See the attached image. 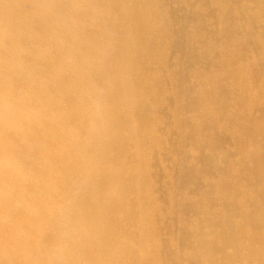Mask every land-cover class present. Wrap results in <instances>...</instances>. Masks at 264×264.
Segmentation results:
<instances>
[{"label": "bare ground", "instance_id": "6f19581e", "mask_svg": "<svg viewBox=\"0 0 264 264\" xmlns=\"http://www.w3.org/2000/svg\"><path fill=\"white\" fill-rule=\"evenodd\" d=\"M0 264H264V0H0Z\"/></svg>", "mask_w": 264, "mask_h": 264}, {"label": "rangeland", "instance_id": "374dc122", "mask_svg": "<svg viewBox=\"0 0 264 264\" xmlns=\"http://www.w3.org/2000/svg\"><path fill=\"white\" fill-rule=\"evenodd\" d=\"M156 36L159 37L161 41L164 40V36H162L161 33L160 34L157 33ZM220 50H221V48L220 49L219 48L217 49V51H219V52H220ZM209 61H211L212 63H214L216 60L215 59H209Z\"/></svg>", "mask_w": 264, "mask_h": 264}]
</instances>
